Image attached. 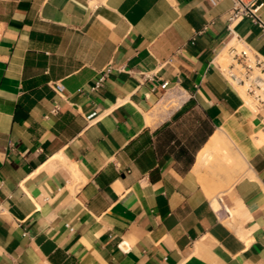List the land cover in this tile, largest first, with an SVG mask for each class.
Listing matches in <instances>:
<instances>
[{
	"label": "crops",
	"instance_id": "obj_1",
	"mask_svg": "<svg viewBox=\"0 0 264 264\" xmlns=\"http://www.w3.org/2000/svg\"><path fill=\"white\" fill-rule=\"evenodd\" d=\"M234 5L0 0V264H264V109L217 65L264 26ZM218 130L247 168L210 199Z\"/></svg>",
	"mask_w": 264,
	"mask_h": 264
},
{
	"label": "built area",
	"instance_id": "obj_2",
	"mask_svg": "<svg viewBox=\"0 0 264 264\" xmlns=\"http://www.w3.org/2000/svg\"><path fill=\"white\" fill-rule=\"evenodd\" d=\"M218 0H211L216 4ZM263 2L258 4H249L244 0H235V5L231 10L230 20L233 22L240 16H249L253 20L264 26V21L258 14ZM231 29V28H230ZM231 31H233L231 29ZM224 50L228 56L227 66H223L217 62L220 71L226 76L231 84L243 96L245 103L248 104L254 111L259 112L264 109V56L254 50L248 43L243 41L233 32L231 40L226 44ZM220 51L217 57L224 51ZM123 69V68H121ZM106 72H103L94 88L102 86L106 79ZM147 77H151L149 74ZM169 81H164L162 86L166 87ZM57 91L63 92L65 87L61 83H54ZM121 248L124 249L123 245ZM125 250V249H124Z\"/></svg>",
	"mask_w": 264,
	"mask_h": 264
},
{
	"label": "bare ground",
	"instance_id": "obj_3",
	"mask_svg": "<svg viewBox=\"0 0 264 264\" xmlns=\"http://www.w3.org/2000/svg\"><path fill=\"white\" fill-rule=\"evenodd\" d=\"M227 59L228 56L224 50L218 56L217 62L226 67ZM148 119L151 121L150 116ZM246 168L247 162L235 143L225 132L218 130L208 139L198 154L194 169L208 197L215 199L229 190Z\"/></svg>",
	"mask_w": 264,
	"mask_h": 264
},
{
	"label": "rangeland",
	"instance_id": "obj_4",
	"mask_svg": "<svg viewBox=\"0 0 264 264\" xmlns=\"http://www.w3.org/2000/svg\"><path fill=\"white\" fill-rule=\"evenodd\" d=\"M228 61H229V60L227 59L225 63L228 64Z\"/></svg>",
	"mask_w": 264,
	"mask_h": 264
}]
</instances>
